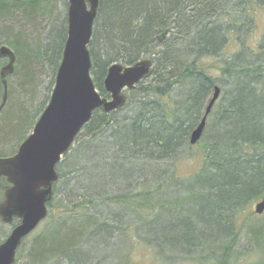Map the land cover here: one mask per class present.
I'll return each instance as SVG.
<instances>
[{"label": "trees", "instance_id": "trees-1", "mask_svg": "<svg viewBox=\"0 0 264 264\" xmlns=\"http://www.w3.org/2000/svg\"><path fill=\"white\" fill-rule=\"evenodd\" d=\"M39 2L0 0V48L11 46L20 60L14 76L22 65L18 86L24 92L34 89L41 65L57 76L67 42L69 0L63 21L51 19L52 8L40 14ZM99 5L89 46L98 92L108 97L104 79L113 64L131 67L149 58L154 71L128 92L124 108L93 113L76 143L85 139L56 169L43 231L23 243L16 264H105L116 261L124 247L133 250L121 253L126 262L120 264L139 247L151 252L154 264H245L261 248L264 256V224L250 227L256 219L251 209L264 196V34L256 47L249 42L258 23L255 8L264 7V0H99ZM46 16L51 23L41 24ZM14 21V27L34 30L41 49L27 52V36L14 31ZM9 80L0 135L2 144L11 138L14 149L0 153L2 159L17 153L35 125L28 104L9 105ZM214 87L222 90L220 100L193 147L190 136ZM2 93L0 75V102ZM26 96L34 98V92ZM190 153L200 166L186 179L175 163ZM66 159L70 165L62 169ZM1 186L0 179V202ZM248 227L260 245H242ZM133 234L137 240L130 246ZM263 263L264 257L258 264Z\"/></svg>", "mask_w": 264, "mask_h": 264}, {"label": "water", "instance_id": "water-1", "mask_svg": "<svg viewBox=\"0 0 264 264\" xmlns=\"http://www.w3.org/2000/svg\"><path fill=\"white\" fill-rule=\"evenodd\" d=\"M68 34L63 58L57 71L55 88L47 108L34 130L19 147L17 154L0 158V179L4 199L0 202V221L4 225L19 223L5 241L0 243V264H16L21 245L48 218V207L58 181L57 166L69 153L79 133L88 125L93 113L102 109L105 114L121 110L127 105V94L153 74V61L142 59L125 67L115 64L105 78V92L109 99L96 92L91 78L92 60L88 47L92 41L99 0H69ZM0 59H7L2 68L3 93L0 116L8 102L7 79L16 68V55L7 47L0 48ZM214 93L199 126L191 134L189 143L198 144L207 118L219 101L221 88ZM264 195V194H263ZM254 213L264 214V196L255 205Z\"/></svg>", "mask_w": 264, "mask_h": 264}, {"label": "rangeland", "instance_id": "rangeland-1", "mask_svg": "<svg viewBox=\"0 0 264 264\" xmlns=\"http://www.w3.org/2000/svg\"><path fill=\"white\" fill-rule=\"evenodd\" d=\"M68 1V0H40V14H46V10H48L49 8L53 9V13L51 15V19H55V20H59V21H63V17L66 16L67 11L65 10L64 7V3ZM258 11H256V20H258L257 23V27L255 32L252 33V35L249 38V42H251L252 44L255 45V47L257 46V44L259 43V41H261V38L264 34V7L260 6L255 8ZM47 16L45 18L40 19V23H51V20H49V22H47L48 19H46ZM13 27L15 24V21L12 23ZM58 25V22H57ZM61 25V24H60ZM14 27V31L16 32H20L23 31V33L26 34L27 36V42H28V50L29 54L35 53L38 49H41V42L39 44H36V42L34 41V30L31 28L29 29L24 28L25 30H23V28H17ZM14 32L13 35H10L9 37H11L9 39V42L17 35V33ZM6 47H8L9 49L11 48L13 50V48L9 45H7ZM240 47H238L236 49V51H239ZM27 58V53L25 52L22 56H25ZM18 59V57H17ZM19 60V59H18ZM6 61H0V68L3 67L5 65ZM20 60L17 63V67L20 65ZM206 63H214V61L212 59H207ZM21 64H23L21 62ZM22 66V65H21ZM20 66V73L22 72L23 68H21ZM53 68L49 65H44L42 67V65L40 66L39 70H37L36 74V79L34 82V89L31 88H27V91L24 92L21 90V88H19L18 83L20 82L21 79V75L19 73V76H14L13 78H11L9 80V84L11 86L12 89V93H11V97L12 99L9 102V105L12 106L15 102L16 103H20L21 105L23 104H28V106L33 110V114H35V122L38 120L39 116L41 115V113L45 110V108L47 107L46 105L48 104V102L50 101L51 98V94L54 90L55 87V74L52 72ZM30 91V92H34V98H30L29 96H26V93ZM3 124V123H2ZM33 124V125H34ZM33 126L31 127V130L29 133L32 132ZM2 135H0V153H13L12 150L14 149V142L12 141L11 138H9L10 143L9 144H2ZM85 138L82 137L80 139V141L84 140ZM80 141L78 143L75 144V146H77ZM17 148V146L15 147V149ZM196 154L198 153L197 149H195ZM194 155V153H193ZM193 155L190 153V155L188 154H184V156L179 159V161L177 163H175L176 166V171L178 173L179 176L181 177H185L186 179L190 178L191 175L195 174L198 169H199V162H198V158H194ZM70 165V161H68L67 159L63 162V164L61 165L62 169H68V166ZM115 191V192H114ZM112 193L115 194L116 189L114 190ZM254 208L253 207L251 209L252 212H254ZM249 212L246 213V216L248 215ZM255 222L250 224V227L252 226V228H256L259 227L260 224H264V214L261 216H256V219L254 220ZM44 223L40 226V228H38L34 234H38L40 233V231H43L42 229L44 228ZM248 227V230H245L244 234L241 237L242 240V245L245 247H248L249 245L251 247H256V243H259L261 240L259 239L258 241H254V239H252V235L250 233V230L252 228ZM12 226L11 225H4L2 223H0V242H2L3 240H6L7 236L11 233L12 231ZM255 229V230H256ZM132 234V233H131ZM29 238V241L27 242V245H29V242L31 241V237ZM137 237L133 234V238L130 241V246L132 243H134V241L136 242ZM131 247H124L122 249V251L119 252L118 258L115 260H109L107 261L105 264H119L122 262H126V258L125 257H121V253L123 252L124 255L129 254V251L131 250ZM257 249V248H255ZM262 249V248H261ZM261 249H257L258 252L251 256L248 260L247 263L245 264H258L260 263L262 257H264L263 255H261L263 252L261 251ZM133 250V249H132ZM129 259L127 261V264H154V256L151 254V252H149L147 250V248H143V247H139V249L137 248L136 251H133L132 254L129 255ZM24 260V259H22ZM25 261V260H24ZM24 261L20 262V264H23ZM264 264V263H263Z\"/></svg>", "mask_w": 264, "mask_h": 264}]
</instances>
